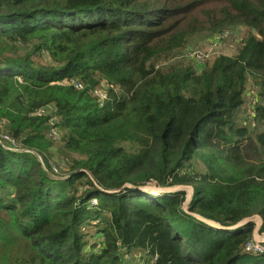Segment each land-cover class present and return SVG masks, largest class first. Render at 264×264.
I'll return each instance as SVG.
<instances>
[{
	"label": "trees",
	"instance_id": "obj_1",
	"mask_svg": "<svg viewBox=\"0 0 264 264\" xmlns=\"http://www.w3.org/2000/svg\"><path fill=\"white\" fill-rule=\"evenodd\" d=\"M238 24L260 37L207 64L187 54ZM251 76L264 100V0H0V133L47 167L0 142V264H124L122 247L153 264H264L245 250L254 220H203L260 215L264 234L260 98L238 123Z\"/></svg>",
	"mask_w": 264,
	"mask_h": 264
},
{
	"label": "rangeland",
	"instance_id": "obj_2",
	"mask_svg": "<svg viewBox=\"0 0 264 264\" xmlns=\"http://www.w3.org/2000/svg\"><path fill=\"white\" fill-rule=\"evenodd\" d=\"M253 30L254 34L256 36L260 37L256 29H252L251 27L244 25V24H238L236 26H233L226 31H229L230 33L224 37H222L218 41H214L213 39L208 40L203 37H197L195 39V44L192 45V47H189L190 51V58L194 60L195 63H197L198 60L203 61V64L211 63L213 62L217 56L224 54V55H230L233 56L238 53L243 40L248 36L250 31ZM222 33V32H220ZM219 34V33H218ZM198 43V44H197ZM184 54V51L179 52L178 54ZM40 61H45L43 57H37ZM176 59H169L166 60L164 63H160V66L167 65L169 62L168 61H174ZM199 62V61H198ZM200 63V62H199ZM254 79L251 76L248 79L247 82V91L245 94V104L244 106L240 109V114L238 117V123L239 124H248L253 121V117L255 116V107L257 104H259V98L262 100L264 104V100L262 99L261 96L258 97L259 95V90L258 87L255 86ZM117 91L121 92V90L117 87ZM62 134V133H61ZM6 139V135L0 133V142L2 143L1 145L5 148L10 150L7 144L3 142V140ZM54 146L60 150L62 145L60 143V140H54L53 141ZM23 148H18L16 151H24L28 152L30 154H34L36 159L44 166L46 167V164L44 163L43 155L44 153H41L37 148H30L28 146H22ZM13 150V149H11ZM196 163V169L197 170H205V165L201 162V160H196L194 161ZM47 168V167H46ZM58 166L56 163L53 164V168L50 171L51 175L54 178L58 179H65V176H62L58 171ZM143 190H150L152 193H160L163 190H169V191H176L179 189H186L188 190V201L192 199V186H177V187H171V188H159L154 185H148L145 187H140ZM97 200L96 198L93 199V204L94 206H97ZM257 226L263 224V221L261 218H254L253 219ZM95 221V222H94ZM94 224L97 223V220H93ZM207 222V221H206ZM245 222V221H243ZM210 224L213 222H209ZM214 224V223H213ZM96 225V224H95ZM216 226V224H215ZM99 227L91 226V224L88 223H83L82 224V230L85 231L86 235V240L90 242L91 244H94L95 242L101 240V237H99V233L97 234V230ZM263 236L260 233L257 232V228L253 232V237H259ZM25 239L22 240L24 242ZM101 245V242L96 246L99 247ZM19 247V242H16L13 246L9 248V250H12L11 252H15L17 248ZM119 257L121 258L122 262L124 264H147L150 261V264H153L155 262V258L152 256L148 255L147 252L139 249V248H134L132 250H128L125 247L121 248V252L119 253ZM151 259V260H150Z\"/></svg>",
	"mask_w": 264,
	"mask_h": 264
},
{
	"label": "built area",
	"instance_id": "obj_3",
	"mask_svg": "<svg viewBox=\"0 0 264 264\" xmlns=\"http://www.w3.org/2000/svg\"><path fill=\"white\" fill-rule=\"evenodd\" d=\"M230 32L229 31H224L222 33H219L216 35L214 41H218L220 40L222 37L228 35ZM187 54H190V51L187 52ZM200 63H203V61L198 60ZM78 87H82V84H77ZM107 87V86H106ZM93 94L95 97H98L99 102L101 105H104L105 101L107 100V89L102 87L99 89H95L93 91ZM44 112V110H40L38 112V114H42ZM50 135L53 139L55 140H61L62 136L61 133L58 131L57 128H52ZM3 141H7V143L5 142V144H7L9 147V149H13V150H18L19 146L17 145L16 140L12 139L11 137H9L8 135H6V139ZM9 142V143H8ZM21 151V150H19ZM261 234V233H260ZM263 236H259V237H253V239H251L245 246V250L247 252L256 254V255H263L264 256V234H261Z\"/></svg>",
	"mask_w": 264,
	"mask_h": 264
},
{
	"label": "water",
	"instance_id": "obj_4",
	"mask_svg": "<svg viewBox=\"0 0 264 264\" xmlns=\"http://www.w3.org/2000/svg\"><path fill=\"white\" fill-rule=\"evenodd\" d=\"M170 190V189H169ZM169 190H163L162 192H172V191H169ZM254 218H261L262 219V221H263V218L260 216V215H255V216H253V217H251V218H248V219H246V220H244L245 222H240V223H238V224H236V225H233V226H222V225H220V224H217V223H215V222H213V221H211V220H207V219H203V220H205V221H207V222H213V223H211L212 225H215L216 224V226L217 227H220V228H223V229H225V230H235V229H237V228H239L240 226H242L244 223H247L248 221H251V220H253Z\"/></svg>",
	"mask_w": 264,
	"mask_h": 264
},
{
	"label": "crops",
	"instance_id": "obj_5",
	"mask_svg": "<svg viewBox=\"0 0 264 264\" xmlns=\"http://www.w3.org/2000/svg\"><path fill=\"white\" fill-rule=\"evenodd\" d=\"M261 225H262V224H261ZM261 225H259V226L256 227L258 233H260V232H259V229H260Z\"/></svg>",
	"mask_w": 264,
	"mask_h": 264
},
{
	"label": "bare ground",
	"instance_id": "obj_6",
	"mask_svg": "<svg viewBox=\"0 0 264 264\" xmlns=\"http://www.w3.org/2000/svg\"><path fill=\"white\" fill-rule=\"evenodd\" d=\"M171 190V189H170Z\"/></svg>",
	"mask_w": 264,
	"mask_h": 264
}]
</instances>
